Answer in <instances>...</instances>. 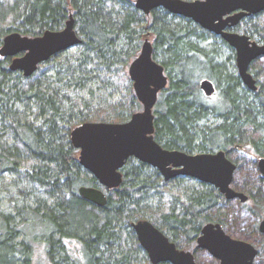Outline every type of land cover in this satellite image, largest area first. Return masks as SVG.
<instances>
[{
    "label": "trees",
    "instance_id": "1",
    "mask_svg": "<svg viewBox=\"0 0 264 264\" xmlns=\"http://www.w3.org/2000/svg\"><path fill=\"white\" fill-rule=\"evenodd\" d=\"M70 14L82 47L76 63L60 51L26 77L9 70V57H0V182L9 174L26 183L9 199L13 213L1 209L0 200V264H33L37 237L45 241L49 264H151L140 256L145 252L131 227L147 217L177 247L193 251L198 264H217L196 246L208 222L252 242L258 248L253 264H264V235L257 231L264 177L256 167V157L264 156V83L256 79L257 90H251L241 82L231 63L234 51L221 37L162 7L144 14L134 0H0V45L11 32L59 30ZM263 16L245 17L231 30L264 41ZM148 35L153 58L167 75L153 106L155 140L188 153L223 150L236 165L232 187L247 194L245 202L234 205L214 186L190 177L165 180L134 157L125 161L122 182L113 189L79 164L70 141L75 126L124 122L141 109L127 68ZM209 38L218 42L205 44ZM260 60L249 65L255 78L264 73ZM201 78L214 83L213 100L201 90ZM95 82L99 91L88 88L86 98L71 91ZM100 90L121 97L112 101ZM243 145L251 156L241 152ZM83 185L105 191L106 203L82 198ZM2 190L0 185V195Z\"/></svg>",
    "mask_w": 264,
    "mask_h": 264
},
{
    "label": "water",
    "instance_id": "2",
    "mask_svg": "<svg viewBox=\"0 0 264 264\" xmlns=\"http://www.w3.org/2000/svg\"><path fill=\"white\" fill-rule=\"evenodd\" d=\"M135 7L149 14L162 7L173 15L189 18L203 29L221 37L235 52L237 75L249 89H257V81L249 71L250 63L264 56V41L256 42L247 34L229 31L242 17L264 11V0H134ZM81 42L74 28L72 15L59 30H45L37 36L18 32L5 35L0 45V56L10 57L9 70H19L24 76L32 75L38 65L60 51ZM151 41L145 38L137 56L129 63L127 72L141 109L124 122L86 121L70 131V141L78 150V162L106 189L122 182V167L129 157L156 168L163 179L177 176L191 177L217 188L226 199L245 201L247 195L232 187L236 165L223 150L188 153L162 147L154 138L153 106L158 92L167 84V75L161 63L152 55ZM199 86L206 96L216 88L203 78ZM264 176V156L256 161ZM79 195L98 206L106 203L101 188L80 186ZM131 227L151 264H198L193 252L179 249L175 243L150 220L140 219ZM264 234V218L259 223ZM198 248L206 250L218 264H251L257 249L249 242L230 237L219 223L208 222L196 239Z\"/></svg>",
    "mask_w": 264,
    "mask_h": 264
},
{
    "label": "rangeland",
    "instance_id": "3",
    "mask_svg": "<svg viewBox=\"0 0 264 264\" xmlns=\"http://www.w3.org/2000/svg\"><path fill=\"white\" fill-rule=\"evenodd\" d=\"M148 38H149L150 41H152V37L151 36L148 35ZM215 41L218 42V40H213V39H210L209 38V39L205 40L204 43L205 44L206 43H213ZM233 51H234V49H233ZM224 53L225 54H228L229 51L227 49H225L224 52H223V54ZM81 54H82V47H80V45H75V46L67 49L66 50V53L64 54V56H65V59L66 60H69L70 62H75L76 63L78 61V59L81 57ZM224 56H226V55H224ZM260 57H261V60L258 63L261 66H263L264 65V56H260ZM257 58H259V57H257ZM231 63L234 65V69H235V72L237 74V68H236V64H235V57L231 61ZM249 71H250V69H249ZM54 72H55V70L53 69V70L49 71L48 74L50 75V74H53ZM263 72H264V68H263ZM263 75H264V73L262 75H260L259 78L256 77L255 79H257L259 82L261 81V82L264 83V76ZM61 83L62 84L63 83H66V79H63V81ZM99 86H100V82H95L94 84H89V85H87L86 87H83V88H79V87H77L76 89L75 88H72L71 91H76V92L79 91L86 98V97L90 96L89 95V92H88V88H91V90L97 92V91H99V89H98ZM257 87H258V85H257ZM98 94H99V96L108 97V99L109 100H112V101L119 100L120 97H121V93L120 92H118V93H111V92H109V90H106V91L100 90V92H98ZM210 97H211V100H213L214 98H216L214 93ZM32 116L33 115L30 114L29 117L32 118ZM239 149L241 150V152H244L245 154H247L249 156L252 155V152H251L250 147L248 145L240 146ZM257 158L258 157H256V159ZM189 181L190 182H194L195 179H192L191 178ZM0 185L2 186V188L5 191L4 192L2 190L3 192L0 195V200L2 201L1 202V207H2L1 209H4L7 212L10 211V212L13 213V207L11 205L10 200L13 199L16 196L15 188H16V186H19V187L25 186L26 183H24L23 181H21L18 177H15V176L6 174V175L3 176L2 182H0ZM5 186H6V189H5ZM247 198H248V196H247ZM239 202H243V201H240V199L238 198V199H235L234 200L233 204L234 205H237ZM145 219L150 220L148 217L145 218ZM18 239L20 240L21 238H18ZM66 243H67V245H69V244L72 245L73 248L74 247L75 248L77 247V245H76L75 242H74V245L72 244V242H67L66 241ZM32 245H33V255H32L33 264H49L48 263V259H47V255H46V252H45V241H44V239L41 238V237H37L36 240H34V242H32ZM140 256L144 258L146 256V254L142 253ZM201 256H199V257L201 258ZM202 257H204V256H202ZM201 259H203V258H201Z\"/></svg>",
    "mask_w": 264,
    "mask_h": 264
},
{
    "label": "flooded vegetation",
    "instance_id": "4",
    "mask_svg": "<svg viewBox=\"0 0 264 264\" xmlns=\"http://www.w3.org/2000/svg\"><path fill=\"white\" fill-rule=\"evenodd\" d=\"M259 13H263L264 14V11H262V12H259ZM257 14V13H256ZM251 15H253V14H251ZM250 16V15H249ZM245 17H248V16H245ZM245 17H242L241 19H243V18H245ZM241 19L239 20V22L241 21ZM238 22V23H239ZM237 23V24H238ZM236 24V25H237ZM236 25H234V26H232V27H230V28H227V30H229V31H233V30H231L233 27H235ZM235 32H237V31H235ZM238 33H241V32H238ZM257 42V41H256ZM262 42V41H261ZM234 57H235V52H234ZM11 58L9 57V60H10ZM10 62V61H9ZM163 147V146H162ZM191 153H193V152H191ZM227 156V155H226ZM261 157V156H260ZM259 158V157H258ZM257 158V159H258ZM136 159V158H135ZM257 159H256V161H257ZM232 161V160H231ZM148 165V164H147ZM150 166V165H149ZM152 167V166H151ZM256 167H257V163H256ZM123 168V167H122ZM154 168V167H153ZM156 169V168H155ZM236 169V168H235ZM235 171V170H234ZM257 171H258V173H259V175L260 176H262L261 174H260V172H259V169H258V167H257ZM234 174V173H233ZM161 175V174H160ZM177 177H179V176H177ZM181 177H187V176H181ZM262 177H264V176H262ZM163 178V177H162ZM191 178V177H190ZM193 179V178H192ZM99 183V182H98ZM103 187V186H102ZM105 188V187H104ZM235 200V199H234ZM262 218H264V217H262ZM261 218V219H262ZM261 219L259 220V222H258V225H257V231L260 233V234H262V235H264L263 233H261L260 231H259V228H258V226H259V223H260V221H261ZM212 223H214V222H212ZM221 225V224H220ZM221 227H222V229L224 230V228H223V226L221 225ZM160 230V229H159ZM224 232L226 233V234H228L230 237H232V238H235V239H240V238H237V237H234V236H232L231 234H229V233H227L225 230H224ZM200 233H201V230H200ZM200 233H199V235H200ZM198 235V236H199ZM197 236V237H198ZM169 239V238H168ZM197 239V238H196ZM170 240V239H169ZM240 240H243V241H246V242H249V243H251L256 249H257V254H256V256H255V258H254V260H253V262L255 261V259L257 258V255H258V248L252 243V242H250V241H247V240H244V239H240ZM171 241V240H170ZM173 242V241H172ZM176 245V244H175ZM196 246H197V244H196ZM176 247H177V245H176ZM177 248H179V247H177ZM198 248V247H197ZM179 249H182V248H179ZM199 249H201V248H199ZM144 250V249H143ZM185 250H187V249H185ZM202 250H204V249H202ZM189 251H191V250H189ZM204 251H206V250H204ZM144 252H145V250H144ZM191 252H193V251H191ZM207 252V251H206ZM208 253V252H207ZM145 254H146V256H147V253L145 252ZM194 254V253H193ZM209 254V253H208ZM210 255V254H209ZM211 256V255H210ZM195 257V256H194ZM213 257V256H212ZM216 259V258H215ZM217 260V259H216ZM196 261V260H195ZM253 262L251 263V264H253ZM217 264H218V261H217Z\"/></svg>",
    "mask_w": 264,
    "mask_h": 264
},
{
    "label": "bare ground",
    "instance_id": "5",
    "mask_svg": "<svg viewBox=\"0 0 264 264\" xmlns=\"http://www.w3.org/2000/svg\"><path fill=\"white\" fill-rule=\"evenodd\" d=\"M79 193V192H78ZM95 204V203H94Z\"/></svg>",
    "mask_w": 264,
    "mask_h": 264
}]
</instances>
